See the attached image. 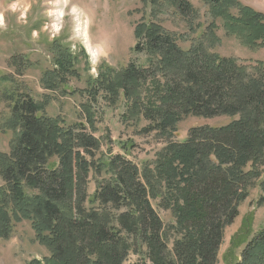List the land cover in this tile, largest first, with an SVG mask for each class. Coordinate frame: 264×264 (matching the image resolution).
Listing matches in <instances>:
<instances>
[{
	"label": "trees",
	"instance_id": "obj_1",
	"mask_svg": "<svg viewBox=\"0 0 264 264\" xmlns=\"http://www.w3.org/2000/svg\"><path fill=\"white\" fill-rule=\"evenodd\" d=\"M164 1L142 2L152 18ZM168 1L182 14L193 12L185 1ZM203 1L212 21L189 49L180 47L174 33L142 18L132 52L145 55L146 63L131 60L120 71L101 70L88 81V95L104 90L115 105L125 100L123 123L144 121L148 125L140 133L167 141L156 160L141 168L125 155L105 158L92 134L97 129L91 105L83 106L85 124L70 125L47 115L50 96L37 102L12 75L6 77L11 86L1 99L9 115L1 129L13 139L9 152L0 153V239L30 222L48 256L29 264H126L133 256V264H219L226 230L254 182L261 180L264 193V61L224 57L205 42L219 43L221 20L226 37L250 50L264 49V13L240 0ZM55 49L54 69L41 79L51 93L79 75L73 55ZM21 59L13 60L19 76ZM189 116L232 121L193 128L176 142L177 125ZM121 147L129 152L134 146L127 141ZM92 172L99 179L90 196ZM153 201L175 224L163 222ZM252 224L253 215L244 218L225 264H264V228L253 234Z\"/></svg>",
	"mask_w": 264,
	"mask_h": 264
},
{
	"label": "rangeland",
	"instance_id": "obj_2",
	"mask_svg": "<svg viewBox=\"0 0 264 264\" xmlns=\"http://www.w3.org/2000/svg\"><path fill=\"white\" fill-rule=\"evenodd\" d=\"M142 1L0 0V153L9 152L13 139L12 132H4L1 129L3 120L9 115V108L1 99V94L11 86L6 77L12 75L14 83L37 102L42 101L45 96H50L52 102L47 108V115L62 117L70 125L85 124L83 106L91 105L97 131L92 133L87 128V132L101 141L102 153L106 155V159L111 155H125L140 168L156 160L157 154L166 147L167 141L160 135L158 137L155 134L140 133L148 125L144 121L139 124L132 120L123 123V115L127 112L125 100L120 97L115 105L104 90L88 95V81L96 80L101 70L120 71L131 60L141 65L146 63L145 55L132 52L135 45L134 29L142 18L151 19L168 32L174 33L178 37L180 47L187 50L199 42L201 32L209 28L212 17L209 5L203 0H182L192 6L193 12L189 14H182L170 1L165 0L150 18L151 8H144ZM240 1L264 13V0ZM217 25L219 43L212 46L205 42L210 52L224 57H235L243 62L264 61V49L254 51L241 46L234 37H226L221 20L217 21ZM57 46L73 55L79 75L76 79L69 80L57 93H51L41 84V79L47 70L54 69ZM15 59L24 62L23 76H19L15 71V67L20 69L19 65L14 63ZM3 77L5 78L2 79ZM231 121L227 116H189L177 125L174 140L180 143L185 141L193 128L222 127ZM127 141L132 142L134 147L129 152H124L121 146ZM98 179L94 172L90 174V196L96 191ZM260 183L261 180L254 182L248 199L240 207L239 217L226 230L225 240L219 252V264H225L223 257L244 218L253 215V234L264 228V204L260 205L264 193ZM1 185L3 180L0 177ZM158 202L153 201V206L163 222L175 224L169 211L157 207ZM47 256L46 248L37 242L28 221L15 225L8 238L0 239V264H29L34 260L42 262ZM136 261L137 258L133 256L126 264Z\"/></svg>",
	"mask_w": 264,
	"mask_h": 264
}]
</instances>
